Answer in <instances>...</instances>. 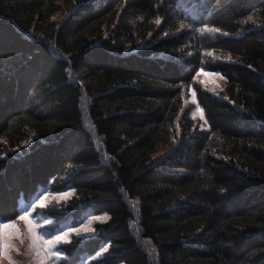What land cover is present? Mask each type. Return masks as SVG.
I'll return each mask as SVG.
<instances>
[{"label":"trees","instance_id":"obj_1","mask_svg":"<svg viewBox=\"0 0 264 264\" xmlns=\"http://www.w3.org/2000/svg\"><path fill=\"white\" fill-rule=\"evenodd\" d=\"M40 187L108 217L61 264H264V0H0V220Z\"/></svg>","mask_w":264,"mask_h":264},{"label":"rangeland","instance_id":"obj_2","mask_svg":"<svg viewBox=\"0 0 264 264\" xmlns=\"http://www.w3.org/2000/svg\"><path fill=\"white\" fill-rule=\"evenodd\" d=\"M199 82L212 93L221 92L225 84L224 78L219 73L205 70L199 72ZM191 99L192 104L195 105L192 117L196 120H201L202 127H204L206 124L203 112L193 95ZM61 193H66V195H60ZM71 195L72 190L69 188L61 192H53L49 188H40L30 202L22 199L20 201V214L25 211L30 212V220L35 227H31L28 220H19L15 222L13 227L0 229V233H2L0 252L3 253L0 255V264H61L64 255L58 258L51 255V252L59 251V246L70 242L72 236L76 234L85 239L94 235L93 226L96 223L107 221L108 217L106 215H95L93 211L86 212L77 224L68 222L55 232L49 229L48 226L53 224V221L42 214L40 209L47 207L52 202L68 199ZM41 197H43L42 200L40 199ZM97 217L101 219H96ZM68 228H75L77 231L68 233L66 239L54 241L52 246L45 247L44 241L38 239L39 236H43L44 240L52 239L54 236L67 231ZM105 250L106 247L104 246L102 251L94 257L84 256L78 264H94V261Z\"/></svg>","mask_w":264,"mask_h":264},{"label":"snow or ice","instance_id":"obj_3","mask_svg":"<svg viewBox=\"0 0 264 264\" xmlns=\"http://www.w3.org/2000/svg\"><path fill=\"white\" fill-rule=\"evenodd\" d=\"M157 23H159V20L157 21ZM216 31H219V29H216ZM202 71V70H201ZM60 195H66V193H61ZM41 200L43 199V197L40 198ZM37 203H39V201H37ZM30 216L31 213L30 212H22L20 215L17 216V220H28L29 224L31 225V227H35V225L32 223V221L30 220ZM96 219H101L100 217H97ZM104 219H106V217H104ZM15 226V221L13 220H6V221H0V229H4V228H8V227H13ZM77 231V229L75 228H68L67 231L60 233L59 235L54 236L52 239H48V240H44L43 236H39L38 239L43 240L44 241V245L45 247H49L52 246L54 241H60L62 239H66L68 236V233L71 232H75ZM0 238H2V233H0ZM3 253L0 252V255H2ZM51 255H54L56 257H60L62 255L61 252L59 251H55V252H51Z\"/></svg>","mask_w":264,"mask_h":264}]
</instances>
